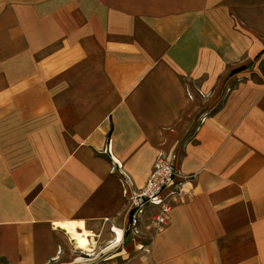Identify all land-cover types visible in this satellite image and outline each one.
I'll return each instance as SVG.
<instances>
[{"label": "crops", "instance_id": "crops-1", "mask_svg": "<svg viewBox=\"0 0 264 264\" xmlns=\"http://www.w3.org/2000/svg\"><path fill=\"white\" fill-rule=\"evenodd\" d=\"M160 154L196 177L135 238L111 170ZM69 222L107 262L264 264V0H0V264L69 254Z\"/></svg>", "mask_w": 264, "mask_h": 264}, {"label": "built area", "instance_id": "built-area-1", "mask_svg": "<svg viewBox=\"0 0 264 264\" xmlns=\"http://www.w3.org/2000/svg\"><path fill=\"white\" fill-rule=\"evenodd\" d=\"M111 171L119 177L123 196L127 201L128 224L125 232L135 238L140 237V226L144 218H148L156 230L167 226L174 199L185 195L186 186L196 177L181 176L176 166L164 154L157 157L152 172L142 187H136L120 166L115 165ZM141 249H145L144 246Z\"/></svg>", "mask_w": 264, "mask_h": 264}, {"label": "rangeland", "instance_id": "rangeland-1", "mask_svg": "<svg viewBox=\"0 0 264 264\" xmlns=\"http://www.w3.org/2000/svg\"><path fill=\"white\" fill-rule=\"evenodd\" d=\"M70 236V235H69ZM112 245L110 246L111 251L109 253H103L102 249L105 247V242L103 240H95L93 238L92 240V247L91 252H84L77 249V246L74 244L71 236L69 238V254H65L60 249L58 254V259L55 262H52L51 264H131L134 262L133 260L137 257L135 256L138 251H134L132 246H129L127 243H125L124 246H128L130 250L126 253H123L122 255H119L114 261H106L108 258L112 257L113 255L118 253V249L116 246L117 244H120L121 242L115 241V237H112ZM122 241V240H121ZM123 246V248H124ZM122 248V249H123ZM93 249V250H92ZM121 249V252L123 251ZM128 249V248H127ZM131 251V252H130ZM107 252V251H106ZM114 258L116 256H113Z\"/></svg>", "mask_w": 264, "mask_h": 264}, {"label": "bare ground", "instance_id": "bare-ground-1", "mask_svg": "<svg viewBox=\"0 0 264 264\" xmlns=\"http://www.w3.org/2000/svg\"><path fill=\"white\" fill-rule=\"evenodd\" d=\"M59 228L64 230L71 236L74 244L78 250L84 252H91L92 241L90 240L91 234L85 229L84 224L78 222H69L58 224ZM93 250V249H92Z\"/></svg>", "mask_w": 264, "mask_h": 264}]
</instances>
